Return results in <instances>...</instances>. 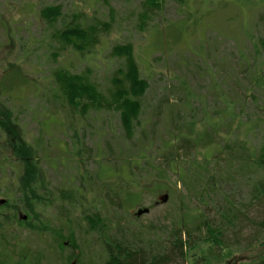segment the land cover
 Instances as JSON below:
<instances>
[{"label": "rangeland", "instance_id": "1", "mask_svg": "<svg viewBox=\"0 0 264 264\" xmlns=\"http://www.w3.org/2000/svg\"><path fill=\"white\" fill-rule=\"evenodd\" d=\"M140 2L142 1L0 0V167L6 166L4 171L0 168V200L5 199L0 202V214L4 216L6 212L11 217L10 211L18 218L22 217L20 220L16 217L8 221L12 228L5 235L7 240L4 238L1 239L3 242L0 241V246L3 247H0V264H28L20 256L24 250L30 255L41 252L39 264H64L62 257L68 256L70 251L61 248L53 236L64 243L68 233L77 247V257L73 258L72 264H102L106 260V249L101 236L88 229L85 220L81 219V211L73 210L68 216L60 211L63 208L57 198L59 191L81 186L83 180L84 202L91 204V211H97L110 219L112 227L108 233L118 236L115 238L119 241H131V236H134L139 245L150 247L153 244L147 249L152 254L158 251L170 253V259L175 262L173 264L183 263L174 250L169 252L167 237L171 228L175 230L180 226L179 217L185 210L182 204L193 211L202 210L206 217L212 218L213 207L208 205L210 208H207L200 204L180 182L175 187L178 177L169 170L168 182L165 178L158 179L148 175L147 168L136 169L135 165L140 162V151L144 154L152 152L145 150L148 148L146 139L153 144V148H158V143L167 139L174 122H184V115L172 112L169 118L168 111H163L156 105L158 98L166 96L173 99L171 93H180L179 83L182 80L198 95L192 100L197 112L196 120H200L203 110L211 111L213 107H218L213 100L212 77L206 71L219 67L220 60L225 61L223 67L226 70L231 66L230 58L239 56L237 43L248 44L242 29L244 21L247 27H254V34H258L255 16L258 12L264 14V0H188L187 6L197 10H189L192 16L184 24L183 36L179 42L171 47L163 40L164 45H167L162 48L163 54H160L161 47L154 45L156 38L151 28L152 21L145 29L138 26ZM164 3L158 13L159 23L156 25L159 28L166 23L178 22L184 15L179 0H164ZM55 4L62 7L63 14L60 21L51 26L40 17L39 9L41 6ZM227 16L230 17L226 21ZM77 22H102L108 24V30L100 35L96 45L84 52L61 49L54 31L62 25ZM202 41L207 48L206 59L193 54L196 53L195 46ZM125 43L132 44L141 77L150 84L149 92L141 100L143 108L140 122L144 125L147 119L146 123L151 131L144 139H141L137 129L133 137L127 140L123 136L118 116L112 112L91 111L80 116L65 109L55 92L52 78L53 70L58 67H65L73 72L87 70L99 90L104 91L110 86V79L121 64V59L112 54V47ZM240 65H236L234 71L229 69L223 76L238 73L239 83L251 88L250 82L242 78V73L238 70V67L243 69V64ZM223 72L225 71H221ZM222 87L227 92L232 91L229 84H223ZM236 89L244 94V88ZM163 93L166 94L162 95ZM254 94L258 97L256 103L259 104L258 91L254 90ZM250 98L249 96L241 119H246L248 114L252 116L253 109L257 108ZM172 102L174 100H170V105ZM6 108H11L12 115L6 112ZM154 112L159 116L150 121ZM143 125L142 128H145ZM262 140L264 135L259 133L253 137L251 144ZM11 142L16 144L13 146L14 143ZM28 143L38 149L37 165L34 164L33 149ZM212 150L211 146L207 150L201 149L207 153ZM1 151L15 157L6 162L1 157ZM129 156L127 162L121 161L127 160ZM152 163L163 167L166 164L161 155L156 156ZM84 168L88 172L86 175ZM80 174L84 176L82 180ZM21 179L23 181L20 184ZM163 183L170 186L172 192L144 191L141 200L133 205L136 202L135 195L141 187L150 190ZM18 184L20 190L31 187L32 193L21 191L24 193L21 195L16 187ZM236 188L237 191L232 193L233 200L246 202L249 197L248 186L239 181ZM112 190L121 191L119 199L123 203V209L107 204L108 200L105 198L103 204L105 192L115 203L118 202V197ZM181 227L188 228L189 225ZM123 228L126 230L122 231ZM120 231L124 233L123 237ZM248 234L247 230H243L239 235V251L231 253L229 257L226 255L222 262L212 261L209 264H239L260 256L264 251V243L243 248V241H246L244 239L248 238ZM192 236L194 242L198 243L195 241H199L198 233L195 232ZM182 239L185 241L186 236L183 235ZM147 240L152 244L146 245ZM155 243L158 248L154 247ZM8 252L14 258L9 257ZM194 264L202 263L197 261Z\"/></svg>", "mask_w": 264, "mask_h": 264}, {"label": "trees", "instance_id": "2", "mask_svg": "<svg viewBox=\"0 0 264 264\" xmlns=\"http://www.w3.org/2000/svg\"><path fill=\"white\" fill-rule=\"evenodd\" d=\"M141 1L138 26L140 29H145L146 25L152 21L153 26L151 28H153L156 38L154 45L161 47L160 54H163L162 48L167 47L166 44L172 47L173 44L182 39L184 24L192 16L189 10L197 9L193 7L190 9L187 6L188 0H179L184 14L182 19L178 22L166 23L159 28L156 23H159L158 13L165 4L164 0ZM224 6H226V3ZM62 14V7L56 4L41 6L39 9L40 17L51 26L60 21ZM229 17L227 16L225 20L227 21ZM255 24L259 30L258 34H254V27H247L246 21L243 22L242 29L244 30L245 42H248V44L237 43L239 56L230 58L231 66H228L229 68L225 70L223 67L225 61L220 60L219 67L214 70L210 68L206 71L212 77L213 100L218 105L217 108L213 107L211 111L203 110L200 120H196L197 112L192 100L197 98L198 95L187 86L185 80L179 83L181 88L180 93L178 92L179 96L178 93H171L170 96L173 99L166 96L158 98L156 101L157 107L160 106L164 109L163 111L166 109L169 118L172 112H175V114L177 112L180 116L184 115V122L179 124L175 121L167 139L159 142L158 148H153V144L146 139L148 148L145 150L149 153L152 152L144 154L140 151V162L135 165L136 169L147 168L149 170L148 175L158 179L165 178L168 182L167 173L169 170L178 177L175 187L180 182L184 189L193 195L200 204L205 205L207 208L213 207L211 209L214 212L213 216L208 218L202 213V210L193 211L187 205L182 204L185 210L181 212L179 217L178 225L180 226L176 227L175 230L171 228L167 240L169 241V252L174 250L179 256V261L183 264L186 261L189 264H194L197 261L202 264H209L212 261L222 262L226 255V257H229L231 253L240 250L239 235L243 230L249 232L248 238L243 241V248H250L256 244L263 245L264 243V140L253 144L254 146L251 144L254 136L259 133L264 135V14L262 12L256 14ZM107 25L102 22L71 23L62 25L54 31V36L61 49H72V51L80 53L99 42L100 35L108 30ZM164 39L166 46L163 42ZM204 41L195 46L196 53L192 52L201 59H206L207 56ZM246 51L248 54L245 53ZM112 54L121 59V64L115 70L113 77L110 79V86H107L106 90H99L98 85L91 79V74L87 70L73 72L68 68L58 67L52 72L55 92L58 93L61 104L65 109L68 108L70 112H75L80 116H85L91 111L112 112L118 116L123 136L127 140L133 137L137 129L140 132L141 139H144L151 134V131L146 123L147 119L144 121V125L140 122L143 108L141 100L149 92L150 84L147 79L141 77L131 43L114 45ZM240 64H243L244 70L241 67H238V70L242 73V78L250 82L251 88H246V86L241 85L242 83H239L238 73L223 76L229 69L234 71L236 65ZM221 71L225 72L221 73ZM230 82L234 84H230ZM223 84H229L232 91L227 92L222 89ZM237 87L244 88V94L243 91H237ZM254 90L258 91L259 104L256 103L258 97L255 96ZM249 96L252 102L257 105V108L253 109L252 116L248 114L246 119H241L240 116L245 112L244 108ZM170 100H174L171 105ZM150 111L152 110L150 109ZM6 112L12 115L11 108H6ZM155 112L152 113L150 121L155 116H159ZM154 124L155 121L151 124L152 129ZM142 125L145 128H142ZM16 142H11V144L14 143V146ZM29 145L33 149L32 159L35 161L34 164L37 165L38 157L36 153L38 149L31 143ZM209 146L213 149L210 153L201 151L202 148L207 150ZM1 152V157L6 162L15 157L5 154L3 151ZM159 155L166 163L165 167L152 163L153 159ZM129 158L130 156L127 160L121 161L127 162ZM5 167L0 168L4 171ZM83 170H85V175L88 174L85 168ZM130 171L132 173L133 169L131 168ZM83 177V175L80 176L81 180ZM23 179L19 181L20 184ZM239 181L249 188V197L246 202L233 200L232 193H234V190L237 191L236 185ZM20 184L16 186L19 190ZM83 187L84 180L83 183L81 182V186H73L59 191L57 198L60 207L63 208L60 211L65 213L66 216L70 215L73 210L81 211V219L85 220L88 229L101 236L102 244L106 249V260L102 264L175 263L173 259H170L171 254L168 252L159 253L158 251V253L152 254L149 248L153 244L148 240L146 245L152 244L150 247L139 245L138 239L134 236H131V241H119L115 238L118 236L108 233L111 231L112 222L109 223L110 219L97 211H91V204L84 202L85 199L82 193H84L85 188ZM157 190L172 192L170 186L165 183L153 186L150 190L141 187L135 195L136 202L133 205L141 200L144 191L153 192ZM21 191L32 193L31 187L20 190L19 192L23 195L24 193ZM112 191L118 197V202L115 203L111 199L112 197H108V193L105 192L103 204H105V198L108 200V202L106 201L107 204L122 208L123 203L119 199L121 191ZM25 208L27 209V207ZM9 215L11 217L6 212H4V216L0 214V241L1 239L4 240L9 228H12V225L8 222L9 219L17 217L10 211ZM21 218L20 216L16 219L20 220ZM17 223L20 224L18 221ZM181 225H189V227L182 228ZM120 229L122 228L120 227ZM124 230L126 229L123 228L122 231ZM195 232L198 233L199 241L195 240L198 243L194 242L192 236ZM123 234L121 232L122 237ZM183 235L186 236L185 241L182 239ZM53 237L61 248H67L70 251L68 256L62 257L64 259L63 263L72 264L74 262L72 261L73 258L77 257L75 252L77 247L71 239V234L68 233V236H64L67 238V245L56 240L55 235ZM68 238L70 239L68 240ZM147 247L149 248L147 249ZM154 247L158 248L159 246L155 243ZM4 248L6 250L5 245ZM8 253H10L9 257L14 258L11 252ZM20 256L28 264H39L42 255L41 252L30 255L27 250H24L20 253ZM239 264H264V251L257 258Z\"/></svg>", "mask_w": 264, "mask_h": 264}, {"label": "flooded vegetation", "instance_id": "3", "mask_svg": "<svg viewBox=\"0 0 264 264\" xmlns=\"http://www.w3.org/2000/svg\"><path fill=\"white\" fill-rule=\"evenodd\" d=\"M65 245H67L65 242H64Z\"/></svg>", "mask_w": 264, "mask_h": 264}, {"label": "water", "instance_id": "4", "mask_svg": "<svg viewBox=\"0 0 264 264\" xmlns=\"http://www.w3.org/2000/svg\"><path fill=\"white\" fill-rule=\"evenodd\" d=\"M2 202V201H1Z\"/></svg>", "mask_w": 264, "mask_h": 264}]
</instances>
